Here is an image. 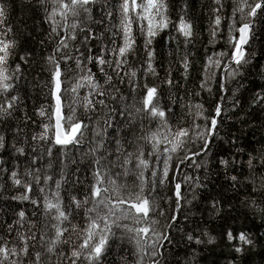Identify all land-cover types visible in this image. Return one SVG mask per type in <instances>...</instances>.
<instances>
[{
  "label": "snow or ice",
  "instance_id": "obj_1",
  "mask_svg": "<svg viewBox=\"0 0 264 264\" xmlns=\"http://www.w3.org/2000/svg\"><path fill=\"white\" fill-rule=\"evenodd\" d=\"M170 25L179 80L157 51ZM208 34L189 90L188 2L173 23L168 0H0V264H180L182 242L198 264L217 236L232 264L264 260V232L247 227L264 220V138L221 135L245 107L264 113V87L237 94L264 0H212Z\"/></svg>",
  "mask_w": 264,
  "mask_h": 264
},
{
  "label": "trees",
  "instance_id": "obj_2",
  "mask_svg": "<svg viewBox=\"0 0 264 264\" xmlns=\"http://www.w3.org/2000/svg\"><path fill=\"white\" fill-rule=\"evenodd\" d=\"M184 2H188L189 4V12L193 17L196 26L197 39L195 40V47L191 49L195 52V59L190 77L187 82L182 81L181 83H186L189 90H197L196 86L199 83L201 64L203 63L206 52L210 53L212 51V48L208 43V16L209 8L212 6V0H168L169 17L173 23L177 22L179 5ZM228 2L229 0H225L226 4ZM29 26H31V21H29ZM169 33L173 36L176 35L175 30L171 27V25L169 29L165 30L164 33H161V37H158L160 43L157 46V51L164 57V69H168L170 67L173 79L179 80L181 71L176 58L174 56L167 57V53L172 50L168 44ZM255 47L257 52L256 58L253 60L252 65L249 66L248 71L244 74V78L242 80L244 87L240 88L237 93L241 97L242 101L249 97L253 91L259 92L261 88L264 87V34H262L257 40ZM217 50H220L219 45H217ZM182 51L183 49H181V52ZM159 59L160 56H158V60ZM158 70H160L161 74H163V70L159 68ZM29 78L31 79V73L29 74ZM38 91L39 89L31 90V95L35 103L39 102L36 100V92ZM180 95H184L183 91L180 92ZM207 106L208 105H206V107ZM29 111L31 112V107ZM247 113L248 109L245 107L244 112H241L239 117L233 116L231 121L226 123L221 135H223L224 131H227L228 128L232 129L233 135H240L241 133L238 132L237 129H243V132L246 135L242 136V139L239 142L241 145L248 139L256 141L264 138V113L255 112L252 115H248ZM243 120H249L251 123L243 124ZM253 132L255 134L251 135ZM225 140H227V137H225ZM228 147L229 146L227 144H224L223 146L224 150H227ZM255 147L259 148L260 145L256 144ZM210 175L215 177V172H211ZM204 178L203 174H201V179ZM209 188H211V185H209ZM198 195L203 197L206 193L198 192ZM189 198H191V195H189ZM199 203V200L194 201V204ZM193 211L195 212L196 217H200V212L196 211V209H193ZM201 223L202 226L209 231L210 235L216 236V232L211 231V229L216 227L219 223L218 220H216L211 214H208L201 218ZM189 227L191 228L192 225L189 224ZM247 227L251 228L254 233L264 232V220H261L259 217H257L254 221L249 220L247 222ZM216 239V245L196 246L197 256L195 259L198 264H232L233 257L238 256V254H234L218 236ZM260 251L261 250L259 248L256 249L257 253H260ZM176 252H178V255H176L174 259L180 261V264H186L189 259L193 258L191 246L185 247L183 242L176 248ZM185 252H187L188 255H185ZM252 261L253 264H264V260H262L260 254L253 256ZM236 264H243V262L237 258Z\"/></svg>",
  "mask_w": 264,
  "mask_h": 264
}]
</instances>
